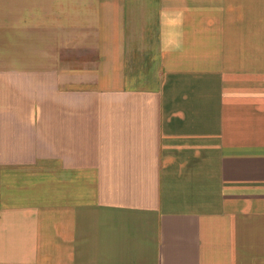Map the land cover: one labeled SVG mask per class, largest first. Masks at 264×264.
<instances>
[{
  "label": "crops",
  "instance_id": "obj_1",
  "mask_svg": "<svg viewBox=\"0 0 264 264\" xmlns=\"http://www.w3.org/2000/svg\"><path fill=\"white\" fill-rule=\"evenodd\" d=\"M0 264H264V0H0Z\"/></svg>",
  "mask_w": 264,
  "mask_h": 264
}]
</instances>
